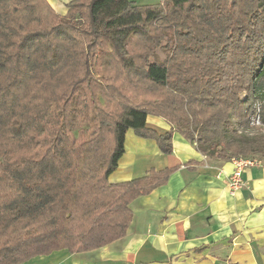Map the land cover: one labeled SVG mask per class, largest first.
Listing matches in <instances>:
<instances>
[{
	"label": "trees",
	"instance_id": "obj_1",
	"mask_svg": "<svg viewBox=\"0 0 264 264\" xmlns=\"http://www.w3.org/2000/svg\"><path fill=\"white\" fill-rule=\"evenodd\" d=\"M65 6L66 15L84 17L82 35L110 49L111 68L114 59L116 70L139 73L150 88L164 89L181 101L187 112L177 115L182 108L173 104L168 112L165 102L151 113L143 105L126 106L108 130L111 146L102 136L97 143L90 138L75 147L87 130L70 128L71 142L66 132L71 120L56 128L50 120L42 121L45 112L66 115L67 109L58 105L75 99L67 91L89 81L86 56L93 42L81 51L73 47V15L60 18L47 0H0V239L9 238L0 244V264H21L58 250L85 252L126 234L130 202L165 183L174 170H150L137 179L110 183L128 129L155 139L163 154L172 152L175 130L211 159L264 156V143L243 133L251 119L264 125V0H167L155 5L72 0ZM132 36L146 49L140 65L127 54ZM159 49L163 59H155ZM82 52L83 61L78 58ZM150 114L166 120L172 130L160 134L146 127ZM105 125L100 124V131ZM44 131L48 137L38 141ZM77 214L87 221L81 242H60L71 239L61 231ZM41 218L40 234L10 244L20 228Z\"/></svg>",
	"mask_w": 264,
	"mask_h": 264
},
{
	"label": "crops",
	"instance_id": "obj_2",
	"mask_svg": "<svg viewBox=\"0 0 264 264\" xmlns=\"http://www.w3.org/2000/svg\"><path fill=\"white\" fill-rule=\"evenodd\" d=\"M70 1L47 0L59 13ZM146 127L160 134L172 130L153 115ZM171 143L172 152L163 154L155 139L126 131L110 183L150 170H174L165 183L130 202L131 221L123 237L93 250H58L21 264H264V160L242 171L244 187L230 195V159L205 157L175 130Z\"/></svg>",
	"mask_w": 264,
	"mask_h": 264
},
{
	"label": "rangeland",
	"instance_id": "obj_3",
	"mask_svg": "<svg viewBox=\"0 0 264 264\" xmlns=\"http://www.w3.org/2000/svg\"><path fill=\"white\" fill-rule=\"evenodd\" d=\"M129 1L135 2L138 5H155L167 0ZM65 9L66 10L63 13L56 12L54 9L53 10L55 14L60 18L66 19L67 17L69 18L70 15H73V17H70V21L72 22V24L76 25V30L71 31V38L73 39L71 40L72 46L81 51L84 47H89V43L93 42V47L88 50L86 56L88 57L87 60L89 62L91 73L89 72L90 74H88L87 76V80L89 79L88 82L79 84L77 88L71 87L73 89H69L67 91V93H74L75 99L72 102H67L66 105L62 103L58 105L60 108L65 107L67 109L66 115L62 117L60 114L58 115L59 112H45L42 122L50 120L53 123V128H56L62 121L67 122L71 120V125L66 128L69 141L71 142H73V136L71 134L72 130L70 128H78L82 131L87 130L85 134H80V136L77 137L75 147H78V144L83 140H88L90 138H93V142L97 143L101 140L102 136L108 139V145L111 146L112 136L108 132V130L111 129L113 122L117 118L118 114L126 106L143 105L144 107L148 108L151 113L154 112L156 107L155 105L165 102L166 108L170 104H173V106H176L178 108H182L176 110L178 113L177 115L180 116L182 115V113L183 115L186 114L187 110L184 109V106H179L181 101H174L172 97H169L168 91L164 89H156L154 87L150 88L149 84L142 79L139 73L127 74L123 70H116L118 66L115 65L116 61L114 59L111 60L112 64L114 65L113 68H111L107 64L108 57L106 56V54H108V50H110L107 48V45L100 40L92 41L93 39L89 35H82L79 30L84 26V17H80L79 19L78 15L75 14V12L68 16L66 15V6ZM143 45L144 43L137 36H132L128 40L127 54L135 58L136 65H140L144 61L146 49H144ZM147 54H150V52L147 51ZM155 55V59L164 58L163 52L160 49L156 51ZM78 58L79 60L83 61L84 52H82V54L79 55ZM83 72L84 70L79 73V77L84 74ZM244 96V94H241V98H243ZM166 111L169 112V109L167 108ZM256 111L258 110L256 109ZM54 114L57 115H55V117H51ZM150 115L156 116L154 114ZM168 118H170V116ZM104 121H106V125L105 127H103V131H100L99 126ZM173 122L176 123V120H173ZM175 127H177V125H175ZM93 132L94 135L91 136ZM47 133V131L41 133V135H39L38 141H42L44 137H48ZM243 133L248 135H255L257 137V140L264 143V125L260 123L257 118L251 119L249 128L243 130ZM78 154L80 153L78 151H75V156H77ZM77 158H80V156H77ZM242 158H259L264 160V156L262 153L249 154L247 156H243ZM91 166L93 167L92 163ZM42 222L43 218L39 219L38 222H33L31 225H29L28 229L20 228L16 235H14V237L10 239V244L14 243L12 242V240H14L15 238L21 240L22 242L26 240L27 236H31L35 232V236L40 234L42 231ZM86 222V219L82 220L80 218V215L77 214L75 216V219L67 222L64 229L61 231L63 237L67 235L70 236L71 239H62L60 242L63 243L66 241L65 243L67 244L73 242L75 243V246L78 245L81 242L78 240V238L81 236V232L87 229ZM32 228H36V231L32 232ZM5 239H7V241L9 240L8 237L4 236L0 239V244L4 243Z\"/></svg>",
	"mask_w": 264,
	"mask_h": 264
},
{
	"label": "built area",
	"instance_id": "obj_4",
	"mask_svg": "<svg viewBox=\"0 0 264 264\" xmlns=\"http://www.w3.org/2000/svg\"><path fill=\"white\" fill-rule=\"evenodd\" d=\"M230 161L234 165V168L232 173L228 176L227 188L230 195H235L244 187L241 178L242 171L247 167L261 166L263 162L262 159L259 158L242 157H232Z\"/></svg>",
	"mask_w": 264,
	"mask_h": 264
}]
</instances>
